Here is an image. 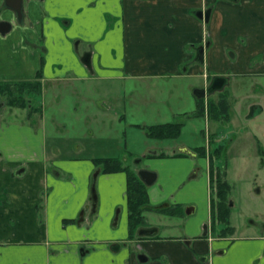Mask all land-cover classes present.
Masks as SVG:
<instances>
[{"label":"crops","instance_id":"1","mask_svg":"<svg viewBox=\"0 0 264 264\" xmlns=\"http://www.w3.org/2000/svg\"><path fill=\"white\" fill-rule=\"evenodd\" d=\"M22 6L24 15L18 20L5 0H0V22L11 24L6 33L0 32V81H30L40 72L39 99L45 97L49 84L62 81L77 86L85 97L82 108L91 114L85 120L94 125L89 132L93 131L96 139L107 138L102 131L109 125L106 119L111 112L117 128L115 137L109 139L117 140L123 132V113L118 108L125 97L102 94L110 89L103 88L109 84L101 81L187 77L194 102L183 115L200 117L209 128L214 122L215 142V135L223 132L216 128L220 120L209 116L207 97L213 95L211 99L217 103L215 92L229 94L230 119L226 124L235 126L241 123L233 114L246 91L244 79L264 80V0H23ZM206 10L207 20L197 14ZM200 46L204 47L202 61L196 56ZM85 52L89 64L82 60ZM215 76L226 78L224 86L202 94ZM115 83L120 87L117 91L129 89ZM145 85L153 86V91L157 86ZM171 93L175 95L176 89ZM33 99L41 110L38 121L30 105L10 106L1 100L0 264H264V224L238 227L228 217L214 223L209 159L198 152L203 145L195 148L157 138L165 141L169 152L147 145L139 153L131 151L135 154L131 160L126 155H83L79 146L70 153L50 148L40 122L42 103ZM200 102L205 108L197 114ZM252 104L257 107L260 103ZM166 107L176 116L167 122L185 120L172 106ZM251 113L245 114L248 124L244 126L258 147L234 149L229 156L235 164L236 155L242 162H258L260 154L264 155V127L261 118ZM156 114L161 117L160 107ZM213 150L206 147L207 153ZM98 157L116 158L123 167L106 172L104 163L94 161ZM230 158L215 162L226 175ZM137 164L156 172L155 181L146 186L148 205L169 202L188 207L187 213L178 217L157 212L159 219L152 223L157 230L147 236L135 232L132 237L127 178ZM193 169L196 173L189 175ZM94 170L98 202L92 212ZM201 173L205 175L202 188L206 197L200 207L193 196Z\"/></svg>","mask_w":264,"mask_h":264},{"label":"rangeland","instance_id":"2","mask_svg":"<svg viewBox=\"0 0 264 264\" xmlns=\"http://www.w3.org/2000/svg\"><path fill=\"white\" fill-rule=\"evenodd\" d=\"M203 15H205V12H203ZM188 81L189 79L187 77H160V79L150 77L144 79L132 78L115 81L108 79L101 81L102 83L109 84V86L103 88L108 87L110 89L109 92L101 91L102 94H110L112 96L122 95L125 97L123 105L118 108L120 111L119 113H123L120 114L123 118L121 121L123 132L122 135L120 132L121 137L117 140L109 139V136L114 138L116 135L117 120L114 119L113 112H111L112 116L107 117L106 119L109 122V125H105L106 128H111V130L104 128L102 131L103 134L108 135L107 138L104 140L96 139L94 137V132H89V128L93 129L94 125L91 126L87 120H85L87 117L91 116V114H86L84 112L85 108H82L83 98L85 97L77 91L79 88L74 85L77 88L76 89L71 83L66 84L62 81L49 84L45 90V97L42 96L40 99L39 97H36L39 99L38 102L42 103V113H44V117L43 121L40 120V122H42V127L45 130L47 146L50 148H61L69 153L76 151L79 146L81 147L80 150H84L83 155L93 154V156L108 155L114 157H122L123 155H126L129 157V160L133 159V155H135L131 154V151L139 153L144 150L147 145L152 148L159 147L160 151L169 152L170 150L164 147V144H166L165 141H160L155 137H151L147 134V130L150 126L157 125V123L160 124L161 122L173 121L176 117L174 116L175 113H169L166 107L169 106L168 108H170L172 106V109L175 110V112L179 111L181 113L176 115L183 117L185 120H180L182 124L179 135L174 138H169L168 143L186 144L195 148L200 145H205L207 148L212 146L214 150L208 151V153L206 152L205 158L210 159L215 176L219 171L215 165L216 159H218L217 161L221 164L220 160L224 159L225 162L227 158H230L229 154L233 153V151H235L234 149H237L238 147L247 146L248 149L249 147L250 149L258 147L257 140L248 135L247 129L244 125L245 123L246 125L248 124L245 114H248V112L251 113L252 111V116H258V118H261L260 126L262 129L264 127V88L258 86V84H261L264 87V80L259 82L254 79L252 80L251 78L244 79L247 83V86H245L246 91L245 94H243V97H241L242 100L238 101L239 104H237V106L239 105L240 107H236L237 112L233 114V116L238 117L241 123L231 127L227 125L226 121L230 119V115L227 119H217L220 121H216L218 124L216 128L221 129L223 133L218 134V137L217 134L215 135L217 137H215V142L212 140L213 132L211 130L215 129L216 124L214 122H211V128H209V125H207L200 117H197L198 119H193L192 116L190 117L192 119H190L183 115V112L187 111L190 105L194 102L193 95L188 90ZM115 82L123 83L122 89L127 86L129 89L122 92L117 91L116 89H120V87H117ZM145 83H149L151 86L152 84L157 85L155 91H153L154 89L152 90L153 86L146 88ZM55 84H58L57 87L54 86ZM55 88H59V90ZM173 88L176 89L175 95L171 93ZM185 90H187L188 93H186ZM228 95L227 92H222L220 94L215 92L214 97L217 98L218 96V98H221L223 96L227 98ZM211 96L213 95L207 97L208 102H215L211 99ZM6 97L7 95L5 94L0 97V106L2 104L1 100H5ZM189 101L191 102L190 104H188ZM253 102L263 104V106L258 104L256 107L255 104H252ZM30 106L31 111L36 113L34 117L36 121H38V116L41 115V110H38L36 107V100L33 99ZM159 107L162 114L160 118H157L156 111ZM114 109L115 108H112V110ZM228 114H230L229 111ZM101 116H103V114ZM254 121L255 120H251L250 122L252 123ZM135 122L140 124H135ZM231 140L234 141L232 145L229 146L228 150L222 151L223 146L224 148L228 147ZM112 142L114 144L111 145ZM261 142V147L264 148V139H261ZM105 147L108 152H105ZM218 147H220V152L219 154L214 155V151ZM221 152L225 154L224 156L222 155V157H220ZM235 154L236 152L234 155ZM200 156L203 155L201 154ZM236 156L238 157L237 164H235L233 158H230L229 163L227 162L230 166L228 175L222 170L220 171L221 174L219 179L225 182L227 199L232 201V204L229 203L230 205H228L229 214L227 217L231 223H234L238 227L251 226L252 224H254L256 228L261 227V225L264 224V155L260 154V161L258 162H251L252 159L242 162V159L240 158L239 160V156ZM95 173L96 171L94 170L92 172V177ZM195 173L196 169H193L189 175H194ZM204 177L205 175L201 173L196 178L198 190L193 196L200 207L206 197V192L204 193L202 188ZM216 192L217 179L214 177L213 182H211V193L214 194V199H216ZM187 207L188 206L181 207L180 211L186 213ZM166 214L167 213H163V215ZM145 215L146 224L148 225H151L159 219L157 212L145 213ZM174 220L176 221L178 219ZM216 220L217 216H214V221ZM176 232H178L177 229Z\"/></svg>","mask_w":264,"mask_h":264},{"label":"trees","instance_id":"3","mask_svg":"<svg viewBox=\"0 0 264 264\" xmlns=\"http://www.w3.org/2000/svg\"><path fill=\"white\" fill-rule=\"evenodd\" d=\"M41 73L37 72L36 79L30 81L23 82H5L0 81V97L4 94L7 95L4 100L7 105L10 106H18V107H26L31 104L33 98L38 97L41 93L42 83ZM29 95V96H28ZM28 96V97H27ZM34 96V97H33ZM198 106L197 114H201L204 111V105L202 102ZM208 112L210 118L227 119L229 117V105L227 102V98L221 97L218 102L215 103L213 101L208 102ZM180 122H166L160 123L157 125L150 126L147 130V134L151 137L166 139V138H174L180 133ZM198 152L202 155H205L204 147L198 148ZM220 147L216 148L214 151V155L219 154ZM94 161L99 163H104L106 172H114L122 169L120 161L116 158H107V157H98L95 158ZM220 172L214 176V171L212 168V163L210 162V181L213 182L214 177L217 179V196L218 201L215 204L213 198L210 199V205L212 210L216 208L218 217L221 221L227 220V215L229 213L226 199H227V189L224 181L220 180ZM128 207H129V226L132 230L139 225L142 221L141 212L143 210V204L148 201V196L146 192L145 185L137 180L135 174L131 171L128 172Z\"/></svg>","mask_w":264,"mask_h":264},{"label":"water","instance_id":"4","mask_svg":"<svg viewBox=\"0 0 264 264\" xmlns=\"http://www.w3.org/2000/svg\"><path fill=\"white\" fill-rule=\"evenodd\" d=\"M22 2H23V0H5V6L10 8V9H12L14 11V13L16 14V18L18 20H22V18H23ZM197 14L200 17L204 16L205 20H207L208 17H209V11L208 10L205 12V15H203L202 11H198ZM10 26L11 25H10L9 22L1 21L0 22V32L1 33L7 32L10 29ZM202 50H203V47H200L199 53L201 54V56L198 59L201 60V61L203 60V58H202ZM82 60L85 61L87 64H89L90 63L89 62L90 61L89 60V55L86 54V56H84L82 58ZM225 82H226V78L221 77V76H215L213 78V80L211 81V83L209 84V86L205 90H201V92H202V94H204V91L209 93V92H212V91H214L216 89H221L224 86ZM138 175H139L140 179L146 185H151L156 179V172L151 171V170H147V169H140L138 171ZM95 176H96V173L94 175V182L92 183V186H91L92 212L95 211L96 203H97V194H96V189H95Z\"/></svg>","mask_w":264,"mask_h":264},{"label":"flooded vegetation","instance_id":"5","mask_svg":"<svg viewBox=\"0 0 264 264\" xmlns=\"http://www.w3.org/2000/svg\"><path fill=\"white\" fill-rule=\"evenodd\" d=\"M4 21H7V20H4ZM86 54L89 55L88 52H85L83 56H86ZM135 166H136L137 169L133 173L135 174L137 180H139L140 182H142L144 184V182L140 179V177L138 175V171L140 169H142L143 167H140L138 164L135 165ZM219 172H220V170H219ZM208 174H209V181H208V184H209V187H208L209 188V201H210L211 198H213V200H214V202L216 204L217 201H218L217 193L215 194L216 195V199H214V197H213L214 194L211 193L210 159H209V170H208ZM144 185H145V188H146L147 185L146 184H144ZM96 194H97V192H96ZM127 195H128V181H127ZM97 202H98V195H97ZM229 203L232 204L231 201H228V199H226L227 207H228V205H230ZM96 206H97V203H96ZM91 207H92V194H91ZM142 208H143V210L141 212L142 221L139 223V225H137L132 230V237L134 236V233L135 232H137V234H139V235L147 236L148 234H150L152 232H155L157 230V227H155L154 225H152V224L151 225L146 224V215H145V212L146 211L151 210V211H155V212L162 213V214L163 213H167L166 215H169L171 217H173V216L174 217H178V216H182L183 215V213L180 211L181 207L179 205H173L172 206L169 202H161L160 204H157L156 206H150V205H148V201H147L145 204H143V207ZM186 213H187V209H186ZM210 213H211V216L213 218V221H214V216H217V220L218 221L220 220L219 217H218V213H217L216 208L212 210L211 205H210ZM214 223H215V221H214ZM130 232H131V229H130ZM140 258H143V260H144L145 259V256L144 255H141Z\"/></svg>","mask_w":264,"mask_h":264}]
</instances>
